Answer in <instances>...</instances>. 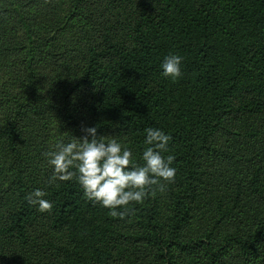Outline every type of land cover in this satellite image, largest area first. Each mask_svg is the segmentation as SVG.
Here are the masks:
<instances>
[{
  "label": "trees",
  "instance_id": "1",
  "mask_svg": "<svg viewBox=\"0 0 264 264\" xmlns=\"http://www.w3.org/2000/svg\"><path fill=\"white\" fill-rule=\"evenodd\" d=\"M82 127L140 165L161 130L175 182L123 218L50 184ZM87 220L88 264H264V0H0V264H73Z\"/></svg>",
  "mask_w": 264,
  "mask_h": 264
},
{
  "label": "clouds",
  "instance_id": "2",
  "mask_svg": "<svg viewBox=\"0 0 264 264\" xmlns=\"http://www.w3.org/2000/svg\"><path fill=\"white\" fill-rule=\"evenodd\" d=\"M182 59L175 54L166 56L162 76L173 82L179 79ZM82 131L86 133L83 138L75 137L67 144L58 141L56 150L46 154L53 168L50 184L75 178L87 199L109 209L110 216L123 218L129 213L130 205L142 204L149 195L163 192L166 184L175 182L176 169L171 167L175 157L163 155L169 152L171 137L161 130H145L144 143L148 147L143 151L142 165L133 162L129 148L115 139L105 142L102 136H97V127H82ZM45 195L37 189L26 199L29 204L38 205L40 212H51L53 204L43 199Z\"/></svg>",
  "mask_w": 264,
  "mask_h": 264
},
{
  "label": "rangeland",
  "instance_id": "3",
  "mask_svg": "<svg viewBox=\"0 0 264 264\" xmlns=\"http://www.w3.org/2000/svg\"><path fill=\"white\" fill-rule=\"evenodd\" d=\"M91 225V221L87 220L76 232V245L71 250L73 264H88L87 260L92 249Z\"/></svg>",
  "mask_w": 264,
  "mask_h": 264
}]
</instances>
